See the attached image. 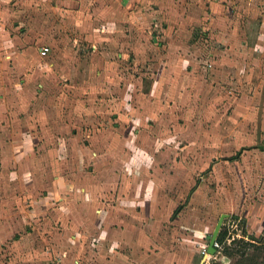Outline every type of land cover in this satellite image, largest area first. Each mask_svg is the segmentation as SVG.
I'll return each instance as SVG.
<instances>
[{
	"label": "crops",
	"instance_id": "crops-1",
	"mask_svg": "<svg viewBox=\"0 0 264 264\" xmlns=\"http://www.w3.org/2000/svg\"><path fill=\"white\" fill-rule=\"evenodd\" d=\"M41 1L44 3L42 9L47 12L79 14L80 18L75 20V33L79 28L82 31L84 27L92 28L89 32L85 31L86 35L82 38L88 45L91 43L93 50L102 43L97 42V34L93 31L98 20L109 19L116 22L114 29L120 32L122 27L129 32L107 40L109 46L118 45L119 49L116 47L113 52L100 49L98 53L81 54L69 47L71 40L67 33H63L69 26L63 24L64 27H61L59 23L53 26L49 22L41 35L30 27L33 15L37 13L35 10L39 8L37 0H0V264H190L193 255L184 242L175 244L178 247L175 249L170 235H165L160 226L156 227L152 215L151 224H147V205L162 203L163 184L170 183L172 179L174 181L175 177L171 174L164 177V167L160 165L147 166L144 163L149 156L148 151H151L149 146L156 137L144 126L136 128L133 135L129 133L130 127H126L125 122L129 118L120 112L123 111L122 103H116L112 110L110 108L111 115L106 118L108 129L104 133L102 130L105 127L100 129V123L91 131L81 128L78 145L67 143V148L63 146V149L58 144V150L56 147L55 152L47 157L39 154V149L35 150L34 146L39 134L46 140H54L56 135L59 141L61 135L68 139L74 136V133L65 130L59 118L47 117L51 121L43 124L39 116L44 118L45 115L38 96L36 98L37 92L40 97L60 93L74 101L77 94L86 92L88 95L79 108L83 113L96 115L100 113L101 106L98 96L93 95L104 91L101 80L107 79L113 90L111 92L126 94L132 90L125 80L130 75V49L136 50L135 56L141 58V50L153 46L154 36H141L144 27L149 24L151 28L154 23L168 29L166 20L161 19L164 0ZM199 1V5L186 0L172 1L174 9L177 5L178 11L183 9L175 18L178 24L176 33H180L178 29L183 27H202L213 49L221 43L225 33L229 34L227 39L242 47L237 55L228 54L229 58L248 59L250 54L244 53V45L249 44L250 24L242 20L241 10H235L239 12V17L228 22L229 13L225 11L228 7H237L240 0H220L218 3L216 0ZM241 2V6L246 4L243 0ZM263 3L264 0H251V7L244 11L256 24V36L264 32ZM218 6H221L219 12ZM147 16L150 19L155 16L156 20L149 21ZM217 22H220L221 29L228 28L229 33H221ZM136 34L140 36L136 37ZM41 40L44 42L40 48L49 46L47 56H41L39 47L34 48ZM210 53L213 54L212 51ZM253 54L251 58L257 59L258 55ZM228 55L223 59H227ZM46 57H49L50 63L43 66L45 70L38 75L32 66L37 59L42 61ZM85 57L92 58V61L83 64L87 61L83 59ZM172 68V63L167 70L163 66L150 91L166 90L167 82H175L174 77L171 80ZM55 78L58 82L54 84ZM178 81L177 84L180 83ZM32 84L37 85L36 91ZM56 85L61 87L60 91ZM54 106L65 107L62 101L50 103V107L45 104L49 110H54ZM21 110L25 113L22 116ZM140 118L141 124L145 125L144 116ZM51 125L54 127L49 129ZM86 131L89 135L85 134ZM86 135L95 138H84ZM37 145L40 148V144ZM41 156L45 162L41 161ZM37 161L44 164L42 170ZM22 173L46 175L42 177L43 181L35 180L33 187L29 184L31 182H15L14 174L21 177ZM21 187L30 191L31 200L22 198L19 193ZM261 218L252 219V226L247 224L246 228L245 224L244 229L258 232ZM151 231L152 241L148 234ZM154 239L160 242L157 252L148 250L152 249L150 242ZM170 247L174 250L171 251ZM159 254H163L161 261H157L161 257Z\"/></svg>",
	"mask_w": 264,
	"mask_h": 264
},
{
	"label": "rangeland",
	"instance_id": "rangeland-1",
	"mask_svg": "<svg viewBox=\"0 0 264 264\" xmlns=\"http://www.w3.org/2000/svg\"><path fill=\"white\" fill-rule=\"evenodd\" d=\"M172 1L164 0L165 9L161 18L166 20L168 29L154 23L151 28L149 24L150 27H144V34L141 36L144 38L147 34L154 36L156 40L153 46L142 49L141 58L135 56L136 50L130 49L132 54L130 75L125 80L128 86H132L129 88L132 90L126 94L111 92L113 90L107 84V79L101 80L100 84L104 91L93 95L98 96L100 113L95 115L81 111L79 105L88 95L86 92L77 94L78 102L60 93H49L46 97H40L39 92H35L45 117L39 116L38 112L36 114L43 119V124L51 121L48 118H59L65 130L74 133V136L73 139H68L65 135H61L60 142L56 135L54 140H46L45 136L39 134V140L38 138L34 140L36 145L34 141L32 145L35 146V150L39 149V154L47 157L55 152L56 147L58 150V144L66 148L67 143L78 145V133L81 128L91 131L100 123V129L105 127L102 130L104 133L108 129L109 122L106 118L111 115L113 106L122 103L120 106L123 107V111L120 112L129 118V120L125 119L126 127H130L129 133L133 135L136 128L144 126L156 137L153 138L155 141H152V147L149 146L152 152L148 151L149 156L144 163L147 166L160 165L164 167V177L167 174L175 177L174 181L172 179L170 183L163 184L162 203L147 205L149 212L147 224H151L152 215L156 220V227L160 226L165 230V235H170V242L175 249L178 248L175 244L184 242L193 255L190 264H264V43H261L264 41V32L256 36V24L251 21L249 13L244 12L247 7H251V0H243L246 3L243 6L240 0L236 9L228 7L225 10L229 13H226L228 22L238 18L241 12L242 20L250 24L249 44L244 45V53L248 52L250 56L246 60L230 59L228 54L237 55L242 47L236 46L235 41L230 42L227 39L229 34L223 32H228V28L221 29L220 22L216 23L225 37L220 40L221 43L215 45L214 49L209 46L202 27H183L182 30L178 29L180 33L177 34L178 24L175 18L183 9L178 11V5L174 9ZM219 1L216 0L217 3ZM186 2L200 4L199 0H186ZM186 2L183 4L186 5ZM36 4L39 8L35 10L37 13L33 15L30 24L31 28H35V33L41 35L49 22L53 26L56 23L61 27H64L63 24L69 26L70 28L65 27L63 33H67L68 39L71 40L69 47L81 54L98 53L100 49L113 52L118 45L109 46L107 40L114 36H124L129 32L127 28L121 27L120 32L114 29L116 22L109 19L98 20L94 23L93 31L97 34L96 38L99 40L97 42L102 43L98 45V49L95 47L93 50L91 43L88 45L82 38V35H86L85 31L92 28L84 27L83 31L79 28L75 33L77 26L75 20L80 18L77 16L79 14L74 12L54 14L42 9L44 3L41 0H37ZM261 5L264 7V3ZM218 7L219 12L221 6ZM147 18L149 21L156 20L155 16L151 19L148 16ZM140 19L141 17L138 18ZM231 34L233 35L232 32ZM104 38L106 39L103 40ZM39 42L34 45L35 49L40 48V44L44 41ZM29 48L33 49V46ZM211 51L213 54L210 53ZM253 53L258 55L257 59L251 58ZM226 55H228L227 59H223ZM171 57L173 60H170ZM83 59L87 60L82 62L83 64L92 61L90 57ZM49 61V57L42 61L37 59L32 66L33 71L40 75L45 70L42 67L47 66ZM171 63L173 65L170 70L171 80L174 77L175 82H167L166 90L150 91L158 76L157 73L163 66L167 70ZM82 69L84 70V67ZM177 81L180 83L177 84ZM56 82H58L57 78L52 83ZM32 85L36 91L37 85ZM55 87L60 91L59 85ZM30 94L35 96L34 93ZM60 101L64 104V108L54 106V110H49L45 107V104L50 107V103ZM139 108H141L140 115ZM22 114H25L23 110L21 116ZM140 116H144L145 125L141 124ZM53 127L51 125L49 129ZM89 131L85 134L89 135ZM87 135L84 138L90 140L95 138ZM99 138L101 139V136ZM37 144H40V148ZM41 161L45 162L43 156ZM42 162L37 161L40 170L44 167ZM14 175L15 182L21 184L31 182L29 184L34 187L35 180L43 181L42 177L46 174L22 173L21 177ZM35 175H37L36 179H34ZM19 193L22 198L32 199L30 191L23 187L19 189ZM222 213L229 214L222 226L223 229L228 230L227 245H230L232 250L234 247L241 249V252H245L244 255L241 253H235L232 257L225 255L223 244L216 254L208 252V244ZM256 217H262L258 232L255 229L252 232L246 231L245 224L246 228L247 224L251 227L252 219ZM150 233L153 235V231L148 232L149 235ZM250 235L256 239L253 240L254 245H246V247L237 243L231 244L235 237L251 240ZM158 242L155 239L150 242L152 249L148 250L157 252L160 247ZM169 249L174 250L173 247ZM159 255L161 257L157 261L162 260L163 254Z\"/></svg>",
	"mask_w": 264,
	"mask_h": 264
},
{
	"label": "trees",
	"instance_id": "trees-1",
	"mask_svg": "<svg viewBox=\"0 0 264 264\" xmlns=\"http://www.w3.org/2000/svg\"><path fill=\"white\" fill-rule=\"evenodd\" d=\"M227 235H228V230L225 229H221L217 241L221 242L224 245V253L225 255H228L230 257H232L235 253H241L242 255H244L245 252H241V249H238L236 247L233 248V250L230 248V245H227ZM251 240H246L244 237L243 238H233L231 244H238V245H242V246H248V245H254L256 240L254 236H249ZM246 246V247H247Z\"/></svg>",
	"mask_w": 264,
	"mask_h": 264
},
{
	"label": "water",
	"instance_id": "water-1",
	"mask_svg": "<svg viewBox=\"0 0 264 264\" xmlns=\"http://www.w3.org/2000/svg\"><path fill=\"white\" fill-rule=\"evenodd\" d=\"M228 215H229L228 213H222L217 224H216V226H215V229L212 233V236H211L210 242L208 244V248H207V250L210 254H216V252H217V248L215 247V242L217 241L218 235L222 229L224 220H225V218L228 217Z\"/></svg>",
	"mask_w": 264,
	"mask_h": 264
},
{
	"label": "built area",
	"instance_id": "built-area-1",
	"mask_svg": "<svg viewBox=\"0 0 264 264\" xmlns=\"http://www.w3.org/2000/svg\"><path fill=\"white\" fill-rule=\"evenodd\" d=\"M48 52H49V46L47 45H44L40 48V54L41 56H47L48 55ZM222 246V243L221 242H218L216 241L215 242V247L217 248V250H219V248H221Z\"/></svg>",
	"mask_w": 264,
	"mask_h": 264
}]
</instances>
